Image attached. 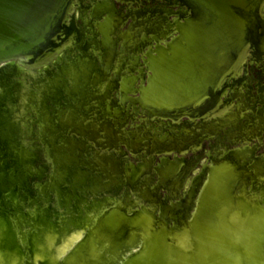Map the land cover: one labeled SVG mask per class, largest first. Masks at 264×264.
Instances as JSON below:
<instances>
[{"label":"rangeland","instance_id":"1","mask_svg":"<svg viewBox=\"0 0 264 264\" xmlns=\"http://www.w3.org/2000/svg\"><path fill=\"white\" fill-rule=\"evenodd\" d=\"M132 12L134 16L129 15L126 19H120L122 24L119 30L123 31L130 21H137L138 24L142 22V13L135 9ZM107 13L110 15L109 9ZM109 21L108 17L101 25L96 26L97 33L100 32L101 36L100 38L95 37L94 41L93 32L89 30L88 32L82 18L75 16L74 37L67 55L60 58L49 72L40 73L38 78H28L40 90L39 92L37 90L34 95L30 93L35 104L29 105L30 110L24 115L25 118L22 123L4 118L6 125L4 131H7L9 137L0 132V198L10 187L17 186L19 182L24 184L21 191L18 188L6 195L5 199H0V223L3 221L7 224V228L0 232L1 238L4 239V243L2 246L0 245V264H11L13 256L19 255L22 251H27L26 253L31 256L46 253L50 239L59 233L58 244L82 220H85V224L88 226L87 244H83L71 254L67 264H96L98 260L101 263L104 261L103 264H110L112 260L114 264L119 256L124 253V250L126 251L133 246L138 239L137 236L134 239L131 238L127 243L128 247H125L127 249H121L119 247L120 242L127 233L138 230L145 235L154 229V224L157 223L149 216H137L134 220L127 222L118 217L121 214L115 215L108 210L102 214L99 223L96 219L102 208L101 205L104 207L102 202L112 203H108L111 197L121 200L120 202H123L124 197L130 199L133 202L126 204L128 207L139 200L141 201L139 194L142 189L148 187L151 181L150 168L145 165L142 168L143 179L139 183L131 185L133 190L127 189L125 173L122 171L123 157L119 156V158L113 153L98 151L95 148L99 143L95 138L97 134L94 128H91V124L88 125L92 116L90 94L91 82L94 78H92L93 71L89 77L84 76V71L86 69L93 70L109 55L106 60V64L110 66L109 71L107 75L97 79L100 82L109 80L115 71L118 72L113 66L119 65L123 60V55H125L124 43H129L131 40L130 34L133 28L125 33L124 37H115L112 44L105 42L102 35L104 36L106 33ZM93 44L98 52L93 49ZM260 68V65H256L254 70H260ZM16 69L19 71L18 78H22V72L18 67ZM246 74L250 75L248 82L252 88L251 94L247 92L248 87L246 85H240L238 88L234 86L232 90H229L232 94L229 95L228 92L227 97H225L228 109L222 110L226 106L221 107V109L215 106L211 111L213 112L211 118L203 119V122L207 123L206 127L195 125L192 127L193 131L186 135V141L190 147L183 154L184 158L189 161L191 157L196 155L198 156L197 160L193 158L189 164L183 165L171 180L170 178L173 176L171 170L166 169V172L158 173V181L163 185L170 180L166 185L169 194L177 192L178 195L175 197H178L180 191L185 190L191 179V174L197 172L200 163L206 159V154L216 155L217 151H224L226 146L234 141L232 136H235L236 139L238 136H242L241 142L253 146L255 154H260L264 158V115L263 120L255 122L252 113V107L255 104L252 93L255 92L256 73L247 72ZM262 77L264 78V74ZM121 83V86L124 87L123 82ZM104 99L103 94L99 95L96 104L97 122L105 134L109 133L112 135V139L115 138L114 147L124 150L134 148L137 151L142 150V148L148 149V142L142 144L140 138L134 136L136 130H141L136 127L139 123L136 116L126 114L121 117L120 122H117L114 112H108L107 108L102 106L105 102ZM230 111H235L237 114L231 112L230 118H228L227 114ZM2 118L3 116L0 114V126ZM64 118L67 119L68 124H73L76 128L72 126L61 127ZM41 120H44L46 125L49 124L50 120L53 122L46 129L44 128L45 140H42L40 135ZM254 123L257 124L254 128L249 127ZM22 128L28 134L31 143L23 141L25 137H21ZM100 143L104 144L103 141ZM160 146H162L161 141L149 140V148ZM31 155H36L33 164H31ZM50 157L61 169L64 181L60 191L54 193L53 200L47 194L48 197L39 195L42 186L50 180L51 174L56 168ZM237 157L238 153H234L228 155L227 159L218 160L210 169L205 171V177H210V175L215 177L212 194L217 196L223 192L221 195L227 199L226 207H233L236 210L234 211L239 214L248 212L246 210L248 207L243 200L246 198V190L243 189L245 181L248 180L245 178L246 176H254L248 180L249 194H257V197L264 198V170L254 174L255 168L251 165L245 163L237 165ZM12 160L15 162V167L11 170ZM25 166L27 175L23 178L22 171ZM37 169L40 170L41 174L37 173ZM60 176V170L56 168L50 181L51 191L56 192ZM35 184L38 186L33 187ZM115 184L120 186L117 188ZM236 184L237 187L234 189ZM108 185L110 187H107ZM88 186L92 191L106 188L100 193L92 195ZM157 189L154 188L150 192ZM159 193L162 195L165 192L162 190ZM249 200L253 205L255 202L257 203V200H252V198ZM151 204L149 203V205ZM25 207L29 208L28 211ZM225 214H229V210ZM81 224L83 223L81 222ZM157 227L163 228L162 224L158 225V223ZM161 230L167 232L164 229ZM187 230L179 214V220L175 222V227L170 234L175 235L177 240H182L185 239ZM113 243H116L117 254H114L112 250L109 251ZM130 243L132 244L130 245ZM54 252V248L49 251L41 260V264H48L51 257L54 256Z\"/></svg>","mask_w":264,"mask_h":264},{"label":"water","instance_id":"2","mask_svg":"<svg viewBox=\"0 0 264 264\" xmlns=\"http://www.w3.org/2000/svg\"><path fill=\"white\" fill-rule=\"evenodd\" d=\"M74 1L0 0V62L22 59L38 66L70 46L75 31L70 18ZM173 1L181 11L175 12L168 31L154 36V44L142 52L143 68L137 71L143 76L120 88L122 98L139 114L158 123L211 113L221 104L228 82L251 57L249 50L264 48L255 21L264 0ZM107 10L97 4L89 14L96 19L95 26L109 17L110 27L102 35L105 42L113 25ZM165 37L169 40L163 41ZM205 169L196 180L205 175ZM214 178L206 176L195 203L189 201L180 215L188 229L185 239L170 234L176 215L160 212L156 218L143 206L132 215L122 211L118 217L127 222L149 216L163 228L156 223L148 234L127 233L119 247L124 249L135 236L139 247L122 256L119 264H264V205L259 201L253 205L245 198L248 212L237 214L233 207H226L223 192L212 194Z\"/></svg>","mask_w":264,"mask_h":264},{"label":"flooded vegetation","instance_id":"3","mask_svg":"<svg viewBox=\"0 0 264 264\" xmlns=\"http://www.w3.org/2000/svg\"><path fill=\"white\" fill-rule=\"evenodd\" d=\"M85 3L90 4L88 8L87 6H84L86 8L85 11L88 12V14H90L93 7H95L97 4H100L105 5V7L109 9L110 15H112L114 18L116 17V19H126L127 17H129V15L134 16L132 12L134 9L142 13V22H139L140 24H138L137 21H130L128 26L123 31L117 30L116 28L114 29V24L112 25L113 32L111 31L107 38V42H110L111 44L115 40V37L118 38L119 36H123L131 28H138L139 30L134 41H132L131 43H124L123 51L125 52V55H123V60L119 65H116L115 67L113 66V68L115 70H118V72L115 71L112 78L106 81L104 80V82H100L97 80L102 78L103 75H107L109 71L110 66L106 64V60L109 58L108 55L106 60H103L102 62H100L99 66H96L94 68L92 75V78H94L91 82L92 85L90 94L92 116L90 117V122H88V125L91 124V128H94V131L97 134L95 137L96 140L99 143L100 141L104 142V144L98 143L95 148L100 152L102 151L104 153H113L117 157H123L122 171H124L123 173H125L126 177V188L129 190H133V187L131 186L132 184L130 183V174L131 172H133V169L137 168L138 166L146 165L147 168H150L151 172V181L148 187L141 190L139 194L141 201L137 204L136 207H133L131 211H129L124 205L119 206L116 204L109 207L107 209L108 211L112 212V214L114 213L115 215H117V213L121 214L122 211L127 215H132L135 212L141 211V206H143L145 209H148L149 211H152L148 208L149 203H152L156 209L154 212L152 211L153 214H155L156 218L159 217L160 212H164V214L166 215H176V219L178 218L177 220H179V214L181 215L182 213H185V206L187 205V203H189V201H192V197L194 194V182L196 181L197 176L200 174L203 168L208 167L209 165L212 166L215 162L224 159V157H228V155L230 154L238 153L237 165H242L243 163L251 165L253 168H255L254 174L256 172H262L264 170V158L260 154H255L253 146H249L241 142L242 136H238V139H236L235 136H232L234 143L232 142L228 146H226L223 153L220 155L207 153L206 159L202 163H200L197 172L191 174V182H189L188 187L185 190L180 191V195L178 197H170L168 189L166 188L167 183H169L170 180L177 175L178 171H180L183 165L189 164L193 158L195 160H197L198 158V156L195 155L194 157H191L189 161L185 160L183 154H185L190 147L189 143H187L186 141V135L189 132L193 131L192 127H194L195 125L206 127L207 123L205 124L203 122V119H206L207 116L209 117L213 113L211 112L204 116H194V118L182 117L178 122L163 120L161 124L149 118L146 119L143 114H139L129 100L125 99L123 101V94L120 91V88L121 82L124 81L128 84L129 81L134 77L138 75L143 76V73H139L137 71V69L143 68V66H141L142 60L140 58L142 52L145 51L149 45L154 44V36L160 37L161 33H166L168 31L167 25L172 23L173 18L177 16L175 12L181 11V9L180 7L175 5L173 0H86ZM255 18L258 38L264 45V5L260 9L258 14H256ZM91 27V30H96L95 20L92 21ZM100 36L101 35H98L99 38ZM167 40H169V37H165L163 39V41ZM249 54L251 55V57L246 61L239 74H237L228 82L225 96L222 97V102L218 105V109H221V107L224 106L226 107H224V109L222 110L228 109V106L226 105L227 99L225 97H227L228 92L230 93L229 90H232L234 86L238 88L240 85H246L248 87L247 92L251 94L252 88L250 86V83L248 82L250 75H247L246 73L250 72L251 74H253L255 72V92L252 93L255 104L254 107H252V113L254 121L260 122L261 120H263L264 115V78H261V76H263L264 74V48L249 50ZM256 65L261 66L260 70H254V67ZM137 85L138 80L137 83L134 84V86ZM102 94L105 96V102L102 104V106H105L108 112H114V117L117 122H120L122 119L121 117L125 116L126 114L136 116L139 121L136 127L140 128L141 130H136L134 136L140 138L142 144L148 142V149L145 150L141 147L142 150L137 151L134 148L124 150L121 148H117L116 146L114 147L115 142L113 141L115 138L112 139V135H110L109 133L105 134V132H103L97 122L98 112H96V104L98 103L97 101L99 95ZM231 94L232 93H230L229 95ZM128 96H132V94H129ZM66 121L67 119L62 121L60 126H72L76 128V126H74L73 124H68ZM256 125L257 124L254 123L249 127L254 128ZM72 135H74L73 132ZM150 139L161 141L162 146L158 148H149ZM182 140H184V142H181ZM166 169L171 170V175L173 176H170L171 178L169 182H166L165 185H163L162 183H160V181H158V173L166 172ZM245 178L250 180L249 176H246ZM119 186L120 185H118V187ZM154 188L158 189L154 192H150V190ZM162 190L165 193L160 195L159 192ZM170 192L172 191L170 190ZM172 194L175 196L178 195L177 192H172ZM246 198L249 199L247 195ZM113 200L114 197L109 198L108 203L112 202ZM122 200L125 204H132L133 202L126 197H124ZM103 204L106 205L107 202ZM101 206L103 207V205ZM166 219H169L168 225L171 226L173 224L172 220H170L169 217H167ZM111 250L114 254L118 253V250L116 249V243L112 244V247L109 251ZM98 262L101 263L100 260ZM110 264H113L112 260L110 261Z\"/></svg>","mask_w":264,"mask_h":264},{"label":"bare ground","instance_id":"4","mask_svg":"<svg viewBox=\"0 0 264 264\" xmlns=\"http://www.w3.org/2000/svg\"><path fill=\"white\" fill-rule=\"evenodd\" d=\"M85 1L86 0H75L74 1V6H73V9L71 11L70 18L74 21L75 16L81 17L82 20H83V24L85 25L86 30L87 31L89 30L90 32L91 31L93 32V38H94V41H95V39H96L95 37H98V35H100V34L97 33V30H91L92 29V27H91L92 21L95 20V22H96V19L91 18V16L88 14V12L85 11L86 8L84 6H87V8L90 6V4H88V3L86 4ZM112 22L114 24V29L116 28L117 30H119V27L122 24V22L120 21V18L116 19V17H115L112 20ZM138 31H139L138 28H133L132 31H131V34L128 33V34L131 35V40H130L129 43H131L132 41H134V39H135ZM69 47L70 46L62 49L60 52H58L56 55H54L51 59H49L46 62L41 63L38 66H30V64L28 63V61L22 60V59H9V60H5V61L0 62V111H1L0 114L3 116L2 122L4 124L2 126V122H1L0 132L3 135H4V133L7 134V136L9 135L7 133V131H4L5 128H6V125L4 123L5 122L4 118L7 119V120H11L12 119V120H14L16 122H21L22 123L23 119L25 118L24 115L26 114V112H28L30 110V106H33V104H35L34 103L35 100L32 99V95H34V93H37L36 92L37 90L39 92L40 89H38V87H36V84H34L32 81H29L28 78H32V77L38 78V75L40 73H42L44 71L49 72L50 69H52L55 66L56 62H58V60L60 58H64V56L67 55V53L70 51ZM93 49H95L97 51V48H96V46L94 47V44H93ZM248 55H249V52H248ZM17 67L22 72V75H23L22 78H18V76H17L19 74V71H17V69H16ZM93 70L92 69L91 70L90 69H86L84 71V76L87 75L89 77V74ZM123 84H124V88L127 87V86H129V83L127 84L124 81H123ZM124 100L125 99H123V101ZM6 111H7V113L4 114V112H6ZM231 112H234V114H237L235 111H230L227 114L228 118H230L229 117V114ZM210 116H212V115H210ZM210 116L209 117L207 116V118L210 119L211 118ZM65 119L66 118H64L63 120H65ZM48 122H49V120H48ZM51 124H53V122L51 120H50V122H49L48 125L45 124V121L44 120H41V125H40V132L41 133H40V135L42 137L41 138L42 140H45V135H44L45 134V130H44V128L46 129V127H48ZM23 128H25V127L23 126ZM23 128L21 130V137L22 138L25 137L23 139V141H25V143H29V142L31 143V141L29 140L28 134L25 131L26 128H25V130ZM27 137H28V139H27ZM9 139H11V138H9ZM220 152H221V150H220ZM220 152L217 151V154L216 155H220V154L223 153V151L221 153ZM49 156H51V155L49 154ZM35 157H36V155H34V156L31 155V158H30L31 159V164H33V162L35 161V159H36ZM50 159H51L52 164L54 166H56V168H58L60 170V174H61L60 181L57 182V186L58 187L56 186L57 187L56 188L57 189L56 192H54L53 190L51 191V189H50V181H51V179L53 177L54 172L56 171V168H55L54 171H53V173L51 174L50 180L42 186L39 195L41 197H44V195H45V197L47 195H49V198L52 197V200H53L54 193H58L60 191V189H61L64 181L62 179V172H61V169L59 168L58 164L55 162V160L53 158L50 157ZM11 162H12V168H11V170H12L13 167H15V162L13 160ZM143 166L145 167V165H143ZM143 166H138L137 168L133 169V172H131V174H130V178H131L130 179V181H131L130 183L131 184L139 183L143 179V172H142L143 171L142 170ZM207 169L208 168L206 167L205 170H207ZM139 171L141 173H140L139 176H137L136 174ZM37 173L41 174L39 169H37ZM22 174H23V178H25L26 175H27L26 166L24 167V169L22 171ZM171 174H172V172H171ZM189 182H191V181L189 180ZM189 182H188L186 188L188 187ZM205 182H206L205 175H204V177H200L198 180H196L194 182V186H193V192H194V194H193V197H192V203L191 204L195 203L196 198H197V193L200 191L201 187L205 184ZM23 184L24 183L19 182L17 184V186L10 187L7 191H5V193L2 195V197L0 199L1 200H2V198L5 199V196L6 195L12 193L14 190H16L18 188L21 191ZM36 185L38 186V184H35V185H33V187H35ZM115 186H117V188H118V185L117 184H115ZM247 186H248V180H247V182L245 181L244 188H243V189L246 190L245 193H246L247 197L248 198H252V200L253 199L254 200H257V201H259L260 203H262L264 205V198H262L261 196H260L261 198L260 197H257V194H249V189L247 188ZM107 187H110V185H108ZM88 188H89L88 189L89 192H91L92 195H96V194L100 193L101 190H103L106 187H104V188H102V189H100L98 191H92L89 186H88ZM31 189L32 188L30 186V190ZM62 192H61V194H63ZM171 194H170V197L171 196L172 197H175V195H173V194L171 195ZM120 201L121 200L114 199L112 201V203L104 205V207H102L100 209V211H99V213L97 215V218H96L97 219V222L98 223L100 222V217L102 216V214H104V212L107 211V209L109 207H111L112 205L113 206L116 205V204L119 205V206L124 205L127 210L131 211V209L133 207H136L137 204L140 202V200H139L134 205H130L128 207L125 203L120 202ZM98 202H99V200H98ZM102 203H105V202H102ZM148 206H149L148 208L150 210H152L153 212L156 210L155 209V206H153L152 204L151 205H148ZM193 206L190 207V210H189V212H191V213L193 212V209H192ZM25 209H26V211H28L27 209H29V208L25 207ZM1 213H3V211H1ZM186 218H188V217H186ZM81 222L83 224H81ZM81 222L75 226V228L73 229L72 232L67 233L66 236L61 241H59L58 244H57V240H58L59 233H57V235L55 237H53L52 239H50L49 243L47 244L46 253L35 254V255L31 256L29 253H26L27 251H22L21 253H19V255L13 256V259H12V263L11 264H19V262H20V264H41V260L43 258H45V256L47 255V253H49V251H51L53 248L55 249V252H54L55 254H54V256L51 257V259H50V261H49L48 264H67L68 257L71 254H73L78 248H80L81 246H83V244H85V243L87 244V234L89 233V232H87L88 226L85 224V220H82ZM6 225L7 224L5 222H3V221L0 223V232L3 229H6L7 228ZM59 227H60V224H59ZM3 243H4V239L1 238V235H0V245L2 246ZM132 243H130V245ZM138 247H139V239H137L136 243L133 246H131L130 248H128V249L125 248L127 250L126 251L124 250V253L119 256V258L116 260V262L114 264H119L120 258L122 256H125L128 253L133 252ZM103 262L102 263L97 262L96 264H103Z\"/></svg>","mask_w":264,"mask_h":264}]
</instances>
